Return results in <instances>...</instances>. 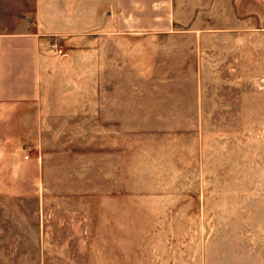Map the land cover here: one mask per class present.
I'll return each mask as SVG.
<instances>
[{"label": "rangeland", "instance_id": "1", "mask_svg": "<svg viewBox=\"0 0 264 264\" xmlns=\"http://www.w3.org/2000/svg\"><path fill=\"white\" fill-rule=\"evenodd\" d=\"M179 13L182 29L206 22L237 37L219 73L195 91L192 55L182 67L160 52L156 74L126 90L156 115L124 124L118 171L104 178L92 139L73 149L85 154L79 180L74 157L63 185H32L26 167L0 181L18 183L0 186V264H264V0H195Z\"/></svg>", "mask_w": 264, "mask_h": 264}, {"label": "crops", "instance_id": "2", "mask_svg": "<svg viewBox=\"0 0 264 264\" xmlns=\"http://www.w3.org/2000/svg\"><path fill=\"white\" fill-rule=\"evenodd\" d=\"M192 1L0 0V181L20 179L26 167L32 185L60 184L74 157L80 173L70 177L79 180L85 154L73 149H91L92 139L104 178L110 165L118 171L124 124L156 115L126 90L156 74L158 53L178 56L182 67L191 54L186 73L197 91L199 76L219 73L225 42L236 44L211 23L182 29L179 12Z\"/></svg>", "mask_w": 264, "mask_h": 264}]
</instances>
